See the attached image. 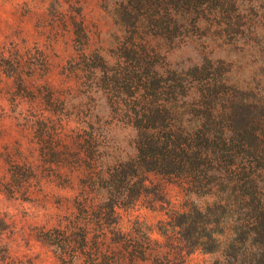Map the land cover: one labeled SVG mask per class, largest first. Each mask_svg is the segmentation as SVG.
Wrapping results in <instances>:
<instances>
[{"label":"rangeland","instance_id":"obj_1","mask_svg":"<svg viewBox=\"0 0 264 264\" xmlns=\"http://www.w3.org/2000/svg\"><path fill=\"white\" fill-rule=\"evenodd\" d=\"M154 1L0 0V264H255L264 0ZM207 76L217 124L257 110L260 141L234 132V165L138 168L147 109L193 129Z\"/></svg>","mask_w":264,"mask_h":264},{"label":"trees","instance_id":"obj_2","mask_svg":"<svg viewBox=\"0 0 264 264\" xmlns=\"http://www.w3.org/2000/svg\"><path fill=\"white\" fill-rule=\"evenodd\" d=\"M205 1L208 0H167L166 4L170 10L175 9L180 4L191 9ZM131 3V6L138 11H142L148 6L158 5L154 0H131ZM126 11V15L129 16L131 13L128 9ZM208 72V69L205 68L202 71L203 76L208 74ZM158 75L159 73L156 72V77ZM209 79L210 76H207V78L201 80L202 83L199 92L203 96L205 110L203 111L202 117L200 116V119L195 121L194 128L191 130L187 131L186 127L184 129L177 127V121H182V114L176 111H171L173 114L171 113L170 117L167 114H163L162 110L158 107H155V109H147V111H153L155 113L157 120L155 121L156 123L154 122L153 124L144 126L145 131L141 135L139 147L140 156L138 168L142 169L143 167H147L151 171L154 170L165 175L181 176L186 173H191L193 170L198 171L197 169L201 164L206 165L208 163L229 161L234 165L238 158L236 155L230 153L232 150L230 145L236 140L232 135H234V132L238 133L240 129L244 131L239 133V136L246 135L248 138L254 140V142H251L253 144L251 145L252 147L257 145L256 143L260 141V135H258L260 127L257 126V110L255 112L250 111L244 117L238 115L236 111L230 117L227 115L226 123L220 122L221 124L218 125L215 120L223 117V115H220L216 109V98L206 95L207 91H211V84L206 83ZM174 80V78L169 79L172 82ZM157 81V86L160 88L163 80L162 78H157ZM171 88H174V85H171ZM232 104L233 109L239 106L235 102H232ZM187 114H191V111H188ZM168 120L172 122L167 123ZM210 120L213 121L210 122ZM152 129L155 131H164V133L162 135L158 133L151 137L150 132ZM261 159L263 160L264 157ZM260 168H263V162ZM218 173L223 175H221L223 184H229V178H224L225 174L229 176V170L219 169ZM261 178L262 176L258 175L250 179L249 182L254 187L252 196L245 191L246 195L251 196L253 199L250 206L254 214H256L253 216L254 220L251 229L257 249L254 253L255 264H264L263 180ZM246 185H242V188L246 187ZM208 223L209 221L204 220V224Z\"/></svg>","mask_w":264,"mask_h":264}]
</instances>
